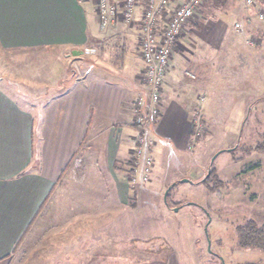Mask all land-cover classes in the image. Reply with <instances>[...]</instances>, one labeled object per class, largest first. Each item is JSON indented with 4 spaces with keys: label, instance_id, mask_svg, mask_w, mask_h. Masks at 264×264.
Listing matches in <instances>:
<instances>
[{
    "label": "crops",
    "instance_id": "crops-1",
    "mask_svg": "<svg viewBox=\"0 0 264 264\" xmlns=\"http://www.w3.org/2000/svg\"><path fill=\"white\" fill-rule=\"evenodd\" d=\"M95 9V0H0L1 51L39 55L35 72L48 73L52 88L42 107L17 93L21 106L0 84V264H13L16 257L19 264L48 230L75 232L80 239L93 230L101 234L95 236L101 244L106 236L114 242L152 241L164 228L176 231L174 219L164 221L159 212L154 217L151 208L138 203L155 192L133 191L126 181L130 175H124L135 161L130 156L138 131L132 125L135 101L145 92L138 26L115 21L101 29ZM181 47L179 41L172 47L161 114L150 125L151 182H163L164 171L185 158L197 115L202 86L184 77ZM80 56L82 65L75 66ZM73 157L84 163L78 184L67 169ZM48 210L51 225L45 226ZM57 214L60 222L52 224ZM188 216L179 214L186 226ZM189 224L193 227V220ZM183 256L173 263L189 264V255Z\"/></svg>",
    "mask_w": 264,
    "mask_h": 264
},
{
    "label": "rangeland",
    "instance_id": "rangeland-1",
    "mask_svg": "<svg viewBox=\"0 0 264 264\" xmlns=\"http://www.w3.org/2000/svg\"><path fill=\"white\" fill-rule=\"evenodd\" d=\"M241 1L207 0L199 16L187 24L179 39L184 77L193 83L201 82L202 86L185 158L177 159L168 171L163 170V182L156 178L149 181L152 170L148 181L141 182L142 162H138L136 183L130 181L131 174L136 171H133L135 161H131L132 165H128L124 173L130 175L125 179L133 191L141 188L139 193L155 192L138 203L151 208L154 217L159 212L164 221L167 217L174 219L176 231L167 232L164 228L152 241L114 242L106 236L102 245L95 240V236L101 234L93 230L83 233L81 239L75 232L69 236L65 231L48 230L36 242V248L26 249L19 264H174L175 256L184 255L182 258L186 259L187 254L189 264H222L221 259L224 264H264V253L239 248L236 237V229L247 221L264 225V151L254 150L264 144V19L258 21L257 15L252 16L253 11L246 9ZM247 18L252 22L246 24ZM236 22L243 23L244 38L234 34L232 27ZM124 24L138 26L137 22ZM245 39L251 44L247 45ZM110 53L117 54L118 50L111 49ZM37 56H12L0 49V84L7 85L21 106L24 104L17 98V93L29 97L31 102L36 99L42 107L52 89L48 85V73L35 72ZM45 57L48 59L52 55ZM81 60L82 56L72 63L81 66ZM140 76L143 84V72ZM38 81L48 86L41 87ZM137 133L133 137L130 156L137 144ZM147 139L155 145L151 134ZM96 144L97 141L91 145ZM219 151L223 152L210 165L211 158ZM151 153L150 149L153 160ZM83 164L73 157L67 168L77 184L81 182L79 173L83 171ZM212 168L220 181L219 188L213 192L201 184ZM184 179L189 182L181 183ZM168 188V200L166 197L165 201ZM77 202H87L84 206L92 203ZM48 212L44 216L45 226L51 225ZM184 213L193 220V227H189V219L188 226L181 223L185 219H180L179 214ZM60 219V214L54 215L52 224L59 223ZM14 259L13 264H16L17 257Z\"/></svg>",
    "mask_w": 264,
    "mask_h": 264
},
{
    "label": "built area",
    "instance_id": "built-area-1",
    "mask_svg": "<svg viewBox=\"0 0 264 264\" xmlns=\"http://www.w3.org/2000/svg\"><path fill=\"white\" fill-rule=\"evenodd\" d=\"M260 1L262 0H242L241 3L262 21L264 11ZM206 2L207 0H95V12L101 29L110 27L115 21L138 23L137 39L144 64L145 92L135 101L137 112L133 116V125L137 127L138 133L136 147L132 149L135 160L133 171L136 170L131 174L132 183H136L138 162H142L141 182L148 181L153 167L149 151L154 142L147 137L151 134L150 125L161 114V95L172 59V47L177 45L187 24L199 16ZM232 29L235 35L241 38L246 36L242 22L234 23ZM248 40L245 39L247 45L250 43ZM189 77L194 79L193 75Z\"/></svg>",
    "mask_w": 264,
    "mask_h": 264
},
{
    "label": "trees",
    "instance_id": "trees-1",
    "mask_svg": "<svg viewBox=\"0 0 264 264\" xmlns=\"http://www.w3.org/2000/svg\"><path fill=\"white\" fill-rule=\"evenodd\" d=\"M263 1L260 2L263 3ZM254 150L258 152L264 151V144L256 146ZM209 171V175L206 176L201 184H204L207 190L213 192L216 188H219L220 181L216 177L214 168L209 169ZM236 237L239 248L252 249L264 253V225L258 226L254 221H247L236 229Z\"/></svg>",
    "mask_w": 264,
    "mask_h": 264
},
{
    "label": "water",
    "instance_id": "water-1",
    "mask_svg": "<svg viewBox=\"0 0 264 264\" xmlns=\"http://www.w3.org/2000/svg\"><path fill=\"white\" fill-rule=\"evenodd\" d=\"M72 54L73 55H76V54H78L77 52H72ZM233 149H231V150H227L228 152H230V151H232ZM221 152H223V151H219V152H217L212 158H211V160H210V165H212V163L214 162V160H215V158L221 153ZM209 173H210V171L208 170V172H207V176L209 175ZM181 183H187V182H189V180H187V179H184V180H181L180 181ZM170 188V187H169ZM169 188L165 191V194H164V200L166 201V197H167V195H168V191H169ZM177 209H174V211H176ZM205 232H206V229H205ZM207 243H208V248H209V240L207 239ZM221 263L222 264H224L223 263V260L221 259Z\"/></svg>",
    "mask_w": 264,
    "mask_h": 264
}]
</instances>
